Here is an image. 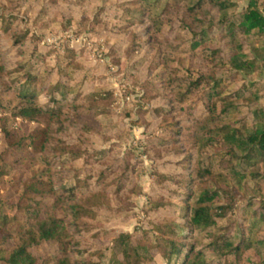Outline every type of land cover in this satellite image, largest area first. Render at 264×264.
Wrapping results in <instances>:
<instances>
[{
	"label": "trees",
	"instance_id": "trees-1",
	"mask_svg": "<svg viewBox=\"0 0 264 264\" xmlns=\"http://www.w3.org/2000/svg\"><path fill=\"white\" fill-rule=\"evenodd\" d=\"M77 18L137 73L133 110L38 47ZM131 113L152 179L124 232L138 155L103 127ZM0 264H264V0H0Z\"/></svg>",
	"mask_w": 264,
	"mask_h": 264
},
{
	"label": "rangeland",
	"instance_id": "rangeland-1",
	"mask_svg": "<svg viewBox=\"0 0 264 264\" xmlns=\"http://www.w3.org/2000/svg\"><path fill=\"white\" fill-rule=\"evenodd\" d=\"M92 8L89 7V10ZM23 14L27 19L32 18L34 15L33 8L31 6L25 7ZM78 22L79 18L75 19L72 26L67 29H48L40 33L37 39L38 47H58L66 44L68 47L79 48L82 60L88 63L87 67H96V71L100 70L101 76L105 77V80L112 90V95L115 97L112 107L114 113H112V116L115 117L122 108L133 110L137 103L135 92L129 94L127 93V89L136 83L137 73L127 62H120L119 65L114 64L107 55L106 46L103 44V37L92 32H86L83 29L80 31L77 30ZM29 28L31 29L32 27L30 26ZM8 61L9 63H13L12 60V62L10 60ZM133 117V113L129 114L128 117L120 115L116 121L104 124L103 127L106 135L110 138L104 147L110 141H115L124 147L135 146V153L138 155V185L142 193L134 198V208L124 211L121 218L131 215L134 217L125 223L117 222V219L116 222L111 224V227L124 232H133L141 225L142 219L144 218L141 208L147 200L149 185L152 179L150 175L152 162L143 153V145L147 131L144 133L143 126L131 125L129 121ZM162 171L171 173L169 169H163Z\"/></svg>",
	"mask_w": 264,
	"mask_h": 264
}]
</instances>
